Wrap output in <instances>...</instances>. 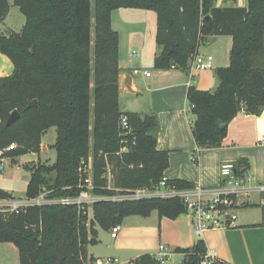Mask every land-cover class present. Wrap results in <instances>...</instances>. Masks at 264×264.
<instances>
[{"label":"trees","instance_id":"16d2710c","mask_svg":"<svg viewBox=\"0 0 264 264\" xmlns=\"http://www.w3.org/2000/svg\"><path fill=\"white\" fill-rule=\"evenodd\" d=\"M218 1H12L24 25L19 32L0 34V54L13 67L9 76L0 77V149L15 144L9 158L39 154L45 132L54 128L56 133L54 162L38 161L28 168L27 199L38 197L42 189L48 192L46 199L78 196L82 163L91 166V193L100 197L150 190L164 177L168 153L156 148V117L119 111V36L111 27L115 10L155 13V44L161 49L153 60L156 70L187 71L209 38H231L228 66L213 70L215 89L190 86L186 91L197 150L219 148L229 123L241 111L252 116L264 111V0H245L243 7H220ZM9 9V0H0V25ZM33 101L36 106L29 107ZM13 111L19 117L6 126ZM121 116L127 118L128 131L119 126ZM234 165L239 176L248 168L245 160ZM166 186L194 189L183 180H167ZM0 200L13 196L0 191ZM152 212L170 220L187 213L178 197L0 211V244L16 248L19 264H93L97 259L87 254V247L98 243L96 227L108 231L127 217L147 218ZM175 253L186 255L182 264H199L206 246L198 240ZM127 264L159 262L144 254ZM212 264L225 263L214 259Z\"/></svg>","mask_w":264,"mask_h":264},{"label":"crops","instance_id":"0c3cea01","mask_svg":"<svg viewBox=\"0 0 264 264\" xmlns=\"http://www.w3.org/2000/svg\"><path fill=\"white\" fill-rule=\"evenodd\" d=\"M217 5L232 7L221 4L220 0ZM233 6L243 7L244 4L239 1V4ZM120 10L134 9L113 11L112 29L113 16ZM126 16L124 21L128 24L133 16L132 14ZM140 17H145V21L149 19L151 26L150 15L143 14ZM153 24L155 29L151 40L148 39V35H152L151 32H143V29L137 30L130 25H125L123 40L119 30H116L119 36L120 68L118 106L119 111L123 113L152 114L156 117L159 126L156 148L168 153V168L164 172V177L167 180L188 181L194 185L193 190L204 191L203 198L210 200L215 197L221 184L219 177L221 165L245 160L248 168L244 175L251 177L255 184H263L264 145L259 142L264 138V111L259 116L247 115L241 111L229 123L227 135L219 148L197 150L189 129L192 117L191 107L186 100V91L190 86L202 91L215 89L217 81L213 76V70L223 67L224 60L218 55L201 53L199 47L198 54L210 55L213 58L211 70L190 73L188 70L175 68L154 69V57L161 49L155 44V18ZM148 68L152 70L149 72ZM12 70L11 62L0 54V77L9 76ZM134 70H137L138 74H133ZM145 72H148L149 76H145ZM257 199L255 196L250 197L238 208L259 207ZM261 210V215L257 219L251 214L240 218L236 216L233 227L205 230L199 234L194 229L193 216L189 213L182 214L174 220L159 219L156 212H152L147 218L135 216L134 218L139 219H134V224L128 222L122 227L121 223L117 225L119 231L116 237L109 236L105 243L106 258H114L119 264H127L144 254L157 256L158 247L164 245L174 253L171 260L174 263H181L184 255L175 253V250L189 249L196 241L202 240L206 246V255L225 264H264V217L263 209ZM108 233L110 234L109 230ZM88 255L95 259L103 258L95 257L92 253ZM17 260L18 253L13 245L0 244V264L17 262L19 264Z\"/></svg>","mask_w":264,"mask_h":264},{"label":"built area","instance_id":"2783aa9c","mask_svg":"<svg viewBox=\"0 0 264 264\" xmlns=\"http://www.w3.org/2000/svg\"><path fill=\"white\" fill-rule=\"evenodd\" d=\"M174 69V67H171ZM213 68V58L210 55L196 54L191 58L188 65V71L199 72L204 70H211ZM133 74H138L137 70L133 71ZM145 76H149L148 72L144 73ZM119 126L122 130H129L127 125V118L121 116L119 120ZM264 145V138L259 142ZM16 149V145L12 144L6 148L0 149V173L3 174L5 171V160L7 154ZM109 167L106 168V179L108 188L111 186L110 180L111 175ZM81 177L84 179L80 180L79 188L81 192L78 196L73 198H60V199H46L48 192L42 189V192L38 197L33 199H27L26 197L22 201L6 200L9 204H5L2 208L3 211L10 213L17 212L21 209L31 206H41L48 204H59L63 206L76 205L81 207L82 205L90 206L95 201L109 200L112 202L121 201H137L145 198L159 197V198H170L178 197L184 204L187 213L193 216V226L197 234L212 229L229 228L233 227V222L236 219V215L230 213L233 209L240 206L242 203L247 202L250 197H257V204L260 208L264 209V183L255 184L251 177L242 175L239 176L236 172L235 165L232 163L222 164L219 169L220 187L216 192L213 199H204V191L202 190H183L176 191L167 188V179L162 177L158 185L152 189L142 190H128L122 194H118L113 197H100L95 196L91 193L93 189L91 179V166L82 163V166L78 169ZM10 202H16L17 204L11 205ZM90 211V209H89ZM119 231V227L115 226L110 229L111 237L115 238ZM173 252L170 251L166 246L160 245L158 247V254L156 257L159 264H182L174 263L171 258ZM186 257L185 254H183ZM214 258L205 256L199 264H212ZM93 264H119L114 258H102L97 259Z\"/></svg>","mask_w":264,"mask_h":264},{"label":"rangeland","instance_id":"374dc122","mask_svg":"<svg viewBox=\"0 0 264 264\" xmlns=\"http://www.w3.org/2000/svg\"><path fill=\"white\" fill-rule=\"evenodd\" d=\"M240 3L244 4L245 6V0H237L236 4ZM10 3V9L9 14L3 24L0 25V33H3L4 35H7L9 33V30L11 29L13 32H19L22 26L24 25V17L19 12V10L12 5V0H9ZM220 3L225 6H233L236 4H233L231 0H220ZM220 7H223L222 5ZM134 13H137L134 14ZM126 14H132L131 22L128 24L125 23ZM150 15L152 18L151 20V26H149V19H146L145 17H140L139 15ZM154 18L156 19L155 13L152 11H142V10H120L116 12L113 16V30H119V34L121 37H123L124 34V28H126L125 25L133 26L137 30L149 31L152 35H148V39L151 40V36H153L154 31V24L152 25ZM150 28V29H149ZM217 38V40H215ZM231 46V38L229 36H222V37H213L212 40H209L204 45L200 46L199 51L201 53L205 54H213L218 55L220 58L224 60V66H228L229 64V49ZM141 56V55H140ZM140 59V58H138ZM223 66V67H224ZM149 72L152 70V68H148ZM125 111V108H124ZM56 133L54 128L48 129L45 134L43 135L41 139V152L39 154H27L24 156H17L14 158H6L5 160V171L3 174L0 173V191L7 192L12 194L13 200L16 201H22L25 198V189L26 185L28 183L30 172L28 168L31 166V164L36 162L46 163V164H52L55 160V152L51 148L52 145L55 142ZM15 197V198H14ZM5 204H9L6 200H0V211H3L2 208ZM11 205L17 204L16 202H10ZM241 206V205H240ZM262 208L259 207H252V208H236L230 211V213H233L237 216V218L240 217H246V215H254L257 219L258 216L261 215ZM89 217H91V212L89 211ZM135 216H130L125 218L122 221V227L128 222H132V224L135 223L134 218ZM97 231V237L99 240V243H97L94 246H88L87 250L89 253H92L95 257H102L106 258V242L109 240V236L111 237V233L109 234L108 231L102 230L99 227H96ZM110 231V230H109ZM112 238V237H111ZM88 253V254H89ZM18 261V260H17ZM18 264V262H17Z\"/></svg>","mask_w":264,"mask_h":264},{"label":"water","instance_id":"95a60500","mask_svg":"<svg viewBox=\"0 0 264 264\" xmlns=\"http://www.w3.org/2000/svg\"><path fill=\"white\" fill-rule=\"evenodd\" d=\"M36 106V101H33L29 107H35ZM19 117L17 111H13L10 115L9 118L6 122V126H9L10 124H12L17 118Z\"/></svg>","mask_w":264,"mask_h":264}]
</instances>
